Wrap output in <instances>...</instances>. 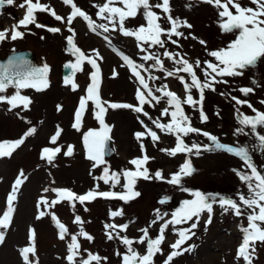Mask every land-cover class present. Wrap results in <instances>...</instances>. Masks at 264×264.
<instances>
[{"label": "rangeland", "instance_id": "rangeland-1", "mask_svg": "<svg viewBox=\"0 0 264 264\" xmlns=\"http://www.w3.org/2000/svg\"><path fill=\"white\" fill-rule=\"evenodd\" d=\"M49 5L57 14L65 18V22L55 20L49 13L37 12V22L47 27H58L59 33H51L47 28H36L29 25L22 39L12 41L10 38L0 43V53L6 54L16 47H32L46 56L50 65L48 74L49 87L43 91L35 89H22L21 94L31 98L32 103L27 110L23 107L10 109L6 103H0V142L15 141L24 138V144L16 149L10 157L0 158V215L6 210V199L11 193L15 180L24 174V183L21 185L17 200L14 203L15 212L11 226L5 231V242L0 245V264H25L20 250L30 246L32 241L30 231L36 232V254L30 256L33 264H69L66 257L69 254L67 245L71 242V235H77L81 245L80 256L77 257V264L82 258H87V253L98 254L102 258L101 264H123V254L127 252L126 246L117 237L109 240L105 224L112 223L122 225L129 223L127 231H120V236H127L137 241L143 233V228H149V236L156 238L159 234L160 226L171 219V213L179 207L185 199H192L190 192L181 190L187 188L190 191H201L204 193L220 194L231 197L238 202V194L243 192L247 195L246 185L239 179L235 170L250 171L244 162L229 153L223 151L202 152L200 156L191 155L193 166L196 172L190 177L182 179L181 186H173L167 183L173 173H176L182 163L189 158L186 154H178L175 157L169 156L161 149H168L175 146V137L162 133L156 129L152 122L130 109L109 108L105 116L106 123L112 128L110 133L111 143L115 149V154L108 158L107 166L110 171L122 172L125 169H132L130 164L133 158L146 154L152 158L146 167L150 175L162 170L165 180L140 179L135 187L141 195L130 202L119 200H106L97 198L95 201L86 202L84 205L76 203L73 208L68 202L56 204L53 208H46L39 201L47 198L49 201L56 199V194L52 191L45 192V189L66 188L77 194H85L89 190L99 191H123L120 185L111 188L110 185L98 181L95 177L102 175L105 165L93 166V162L87 159V151L83 144V136L91 129H99V122L95 119L94 104L90 101L82 117V126L79 130L73 127L75 123V112L78 110L81 97L86 95V89L91 83L90 74L95 71L90 64L85 62L82 71L77 72L73 80L78 84V89L73 90L71 85H66L62 81V65L65 61L75 63V57L67 51L66 37L71 35L68 31L66 19L70 15V5H65L63 0H41ZM78 7L85 11L97 23H107L97 16L98 8L93 5H102L105 0H74ZM153 4L160 0H151ZM23 0H14L13 5H6L0 9V30L11 29L17 24L19 19L25 15V9L19 5ZM191 3V7L187 5ZM243 5L252 6L250 0H241ZM172 15L174 18L187 20L192 24L191 29L180 28L185 37H172L179 42V46L172 44L165 39V47L159 46L149 48L150 52L158 53L164 62V67L175 71L178 67L173 61L163 56L164 51L178 52L185 55L190 62L199 59L214 61L208 55L209 51L217 50L232 41L233 34L224 33L219 27L218 10L211 5L200 2V0H171ZM162 17L165 15L160 9H154ZM165 28L170 27L165 19L160 21ZM145 24L142 15L136 18H129L125 22L127 28H136ZM208 25V26H207ZM75 30V42L86 55L96 58L95 52H99L101 58H96L101 72L100 95L103 101L112 103H128L137 105L136 91L140 85L132 75L131 69L127 67L120 53L129 56L134 62L143 63L146 68H151L153 61H144L142 56L147 54L142 52L138 42L134 37H125L118 30L104 33L98 29L93 33L87 26L83 18L77 17L70 26ZM99 33V34H98ZM10 35V33H9ZM107 36L109 39L105 40ZM195 36L197 39H193ZM219 36V37H218ZM43 37V38H42ZM206 41V45H201L199 40ZM144 47H148L145 45ZM197 75L203 81L201 69L197 68ZM146 79L151 76L160 77L158 80H149L150 87H159L167 84L171 91L176 92L181 98H185L186 93L181 81L176 77H167L166 73L158 69H151L150 72L141 71ZM190 82L187 74L179 73ZM227 84L215 85L216 90H205L210 98H205L203 109L208 116V121L202 123L198 109H193L184 105L186 114L191 118L192 126L207 131L219 138V140L231 146L248 147L252 162L257 169L264 174V151L258 147L259 141L250 128H245L248 135H236V129L242 127L237 120V108L247 115H255L251 109L245 106H238L231 100V96L248 100L254 108L264 111V61L256 68H249L240 77H225ZM255 79L257 84H253ZM241 87H254L255 91L245 97L238 89ZM15 89L10 87L5 95L14 94ZM225 93L226 95H221ZM160 95V93H156ZM230 94V95H228ZM195 99L199 98L198 90H193ZM167 107L166 100L152 107L145 105V111L153 119L159 118L162 123L170 122V117L162 116V109ZM219 113L217 115L216 113ZM144 124L157 131L161 139L153 142L150 137L142 140L135 138V133L145 131ZM36 132L27 136L31 128ZM60 131V136L56 144L51 143V137ZM257 132L264 134V127H258ZM188 144L193 142L201 145L209 144L210 141L202 135L190 134L185 137ZM141 145H143V150ZM73 147V155H66L67 148ZM45 147H60L62 149L56 159L47 163L42 159V149ZM124 183L121 178V184ZM165 196L169 197L167 203L161 204L159 201ZM87 209V210H86ZM123 209L124 215L112 218L110 212ZM161 213H168L163 220L155 225L151 221L156 219V210ZM45 211L46 215L38 218L39 212ZM245 212L250 210L244 209ZM50 213L60 219L69 230L64 240L59 239V229L52 220ZM208 213H203L199 218L196 228L192 229L194 235L187 240L183 248L194 246L191 251L183 252L173 258L171 264H244L242 260L236 259L237 249L242 241V226H247L246 216L237 217L231 210L223 212L218 204L214 205L210 224H206ZM76 216H80L84 221L83 225L74 223ZM195 222L172 226L165 231V240L162 252L154 257V264H165L167 256L174 250L170 246L179 238L177 229L190 228ZM81 228L90 234L93 239L87 240L79 236ZM119 231V230H118ZM147 241L144 244L134 243L140 254H146ZM87 250V251H85ZM120 253V255H117ZM95 264V262H93ZM253 264H264V244L256 245Z\"/></svg>", "mask_w": 264, "mask_h": 264}, {"label": "snow or ice", "instance_id": "snow-or-ice-1", "mask_svg": "<svg viewBox=\"0 0 264 264\" xmlns=\"http://www.w3.org/2000/svg\"><path fill=\"white\" fill-rule=\"evenodd\" d=\"M202 3L213 6L218 10L219 27L226 34H233L234 39L230 41L226 47L212 50L208 52V55L214 58L212 60H206L202 62L197 59L194 62H190L185 55L178 52L164 51L163 56L173 61L178 67L175 71L168 70L164 67V62L158 53L150 52L149 48L159 46L165 47V39L172 44L179 46V42L172 37H183L184 33L180 31V28L191 29L192 24L187 20H181L174 18L172 15L171 0H160V2L153 4L151 0H105L102 5H93L98 8L97 16L107 23L97 24L91 16L83 11L74 0H63L65 5H70L71 12L66 19V23L69 26L68 31L71 35L66 37L67 51L75 57V63H68L65 67L72 69V76H66L64 83L71 85L73 90L78 89V84L73 80V76L82 71V65L87 62L95 71L90 74L91 83L86 89V95L81 97L79 101L78 110L75 112V123L73 127L79 130L82 126V117L86 111L88 103L91 101L95 108V119L99 122L100 128L91 129L83 136V144L87 151V159L93 162L94 167L105 165L102 175L95 177L98 181H103L104 184L110 185L111 188H115L117 185L123 189V191H99V185H96V189L89 190L85 194H77L70 189L66 188H54L45 189V192L52 191L56 194V199L49 201L47 198H41L40 204H43L46 208H53L56 204L61 202H68L70 206L75 207L78 202L84 205L86 202L95 201L97 198H103L106 200H119L124 202H130L141 195L139 191L135 190L136 184L140 179H159L165 180L162 170L155 172L154 176L150 175L149 169L146 167L150 158L145 151L141 157L133 158L130 164L134 167L132 169H125L122 172L110 171L105 160L106 150L108 142L111 139L110 133L112 128L106 123L105 116L109 108L111 109H130L138 114H142L147 117L156 129H159L162 133L173 135L175 137V146L168 149H161L169 156L175 157L178 154H186L188 159L182 163L176 173H173L170 179H167V183L173 186H181L182 179L190 177L196 172V168L193 166L191 155L200 156L202 152L223 151L232 154L240 158L246 168L250 171L233 170L236 172L239 179L246 185L248 189L247 195L243 192L238 194V200L231 197H225L220 194L204 193L201 191H190L187 188L181 190L190 192L192 199L183 200L179 207H177L171 213V219L166 220L159 228V234L156 238L149 236V228H143L140 231L143 235L134 241L127 236H120V231H127L129 223L122 225L108 223L105 224L107 231L106 235L109 240L115 237L119 238L121 242L126 246L127 252L123 254V264H154V257L156 254L162 252L161 245L165 240V231L170 225L176 226L193 221L190 228L177 229L176 234L178 239L170 247L174 249L166 258L165 264H171L174 257L182 255L183 252L191 251L194 246L183 248L182 245L194 235L192 229L196 228L199 223V218L203 213H208L206 224L211 223L212 213L214 205L218 204L223 212L231 210L237 217L246 216L248 221L247 226H242L241 231L242 241L237 249L236 259L242 260L244 264H253V260L256 252V245L264 244V174H262L252 162L248 147L245 146H231L222 143L219 138L207 131L192 126L191 118L186 114L184 105H188L193 109H198L200 114V120L202 123L208 121V116L204 112L203 103L205 100V90L215 91V85L227 84L228 81L225 77H240L244 75V71L249 68H256L261 61H264V0H250V3L254 5L247 6L241 3V0H200ZM14 0H0V9H3L6 5H13ZM191 3L187 7H191ZM20 8L25 9V15L19 19L17 24L13 25L11 29L0 30V43L7 39L15 41L22 39L25 35L21 28L27 29L29 25H35L36 28H47L48 32L59 33L61 29L58 27H47L46 25L37 22V12L49 13L60 22H65V18L57 14L49 5L42 3L41 0H23V3L19 5ZM154 9H160L163 17L158 14ZM138 15H142L145 20V24H142L136 28H127L125 22L129 18H136ZM83 18L87 22L88 28L97 33L98 29H102L104 33L118 30L125 37H134L138 42V46L142 52L147 54L142 56L144 61H153L151 68H146L143 63L134 62L129 56L120 53L123 61L127 67L131 69L132 75L138 81L140 88L136 91L137 105L128 103H112L103 101L100 95L101 84V72L96 58H101L99 52H95L96 58H92L86 55L75 42V30L71 28V24L77 18ZM165 19L170 27L165 28L161 25L160 21ZM10 33V35H9ZM99 34V33H98ZM43 38V37H42ZM193 39H197L195 36ZM105 40L109 38L104 37ZM201 45H206V41L199 40ZM148 45V47H144ZM200 68L204 80L200 79L197 75L196 69ZM151 69H158L159 71L166 73L167 77L176 76L182 83L183 89L186 93L185 98H181L176 92L171 91L167 84H163L159 87H150L149 80H158L160 77L149 76L148 79L141 74V71L150 72ZM49 67L44 65L42 68L33 67L27 59L23 56H17L10 59L6 64H0V103H6L10 106V109H16L23 107L27 110L32 103L30 97L21 94L22 89H35L36 91H43L49 87ZM179 73L187 74L190 77L188 82L183 75ZM252 83L255 85L257 81L253 79ZM12 87L15 89L14 94L5 95L8 89ZM198 90L199 98L195 99L192 95L193 90ZM245 97L255 91L254 87H241L238 89ZM156 93H160L157 95ZM221 95H226L221 93ZM230 95V94H228ZM162 100H166L167 107L162 109V116L170 117V122L162 123L159 118L153 119L148 111H145L144 106L150 105L155 107L160 104ZM231 100L238 106H247L252 110L255 115H247L239 111L237 108V120L239 125L236 129V135H248L245 132V128H250L252 133L256 135L259 141V149L264 151V134L257 132L258 127H264V111H259L253 107V105L245 99H240L236 96H231ZM264 104V101H260ZM219 115V113H216ZM140 123L144 125L145 131L135 133L137 140H142L145 137H150L153 142L160 141L161 137L157 131L148 127L141 120ZM36 132L33 127L27 132V136H31ZM60 131H57L51 137V143L56 144ZM190 134L202 135L207 138L210 143L201 145L193 142L191 144L186 143L185 137ZM24 144V138L17 139L15 141H3L0 142V158L10 157L13 152ZM143 150V145H141ZM60 147H45L42 149V159L51 164L61 153ZM68 156L73 155V147L69 146L65 153ZM121 178L124 183L121 184ZM24 174L21 171L20 176L15 180L11 193L6 199V210L0 215V245L5 242V231L12 223L13 214L15 212L14 203L17 200V194L24 183ZM169 197L165 196L159 202L161 204L167 203ZM244 209L250 210L245 212ZM87 210V209H86ZM46 215L45 211H40L38 218H42ZM52 220L55 222L56 227L59 229V239L64 240L66 235L69 234V230L65 224L55 215L50 213ZM124 215L123 209L114 210L110 212L112 218L121 217ZM168 213H161L159 209L156 210V219L151 221V225H155L158 221L163 220ZM74 223L83 225L84 221L80 216H76ZM119 230V231H118ZM87 240H92L93 237L81 228L78 234ZM31 245L24 247L20 250L21 256L25 264H33L30 260V256H35L36 247V232L34 229L30 231ZM147 241L146 254H140L135 248L134 243L144 244ZM81 245L78 242L77 235H71V242L67 245L68 255L66 257L69 264H77V257L80 256ZM87 251V250H85ZM120 255V253H117ZM102 258L98 254L91 252L87 253V258H82L80 264H101ZM38 264V262H37Z\"/></svg>", "mask_w": 264, "mask_h": 264}, {"label": "water", "instance_id": "water-1", "mask_svg": "<svg viewBox=\"0 0 264 264\" xmlns=\"http://www.w3.org/2000/svg\"><path fill=\"white\" fill-rule=\"evenodd\" d=\"M17 56H23L25 59L30 61L31 65L36 68H42L45 64L44 61L36 55L34 52L30 50H18L10 55H8L6 58L0 57V64H6L10 59ZM70 68L66 67V70L68 71ZM70 72L72 73V69H70Z\"/></svg>", "mask_w": 264, "mask_h": 264}]
</instances>
